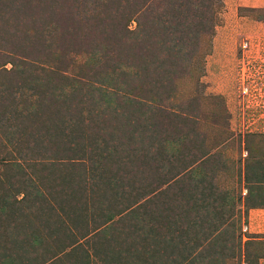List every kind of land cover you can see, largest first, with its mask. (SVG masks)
Here are the masks:
<instances>
[{"label":"rangeland","instance_id":"obj_1","mask_svg":"<svg viewBox=\"0 0 264 264\" xmlns=\"http://www.w3.org/2000/svg\"><path fill=\"white\" fill-rule=\"evenodd\" d=\"M263 204L264 0H0V264H258Z\"/></svg>","mask_w":264,"mask_h":264},{"label":"crops","instance_id":"obj_2","mask_svg":"<svg viewBox=\"0 0 264 264\" xmlns=\"http://www.w3.org/2000/svg\"><path fill=\"white\" fill-rule=\"evenodd\" d=\"M244 230L264 239V207H248L245 211ZM258 264H264V257L258 259Z\"/></svg>","mask_w":264,"mask_h":264},{"label":"trees","instance_id":"obj_3","mask_svg":"<svg viewBox=\"0 0 264 264\" xmlns=\"http://www.w3.org/2000/svg\"><path fill=\"white\" fill-rule=\"evenodd\" d=\"M3 200H4V198H3ZM260 205H261V204H260ZM263 205H264V204H263ZM256 207H261V206H256ZM258 257H264V255H261V256L259 255ZM258 257H257V258H258Z\"/></svg>","mask_w":264,"mask_h":264}]
</instances>
